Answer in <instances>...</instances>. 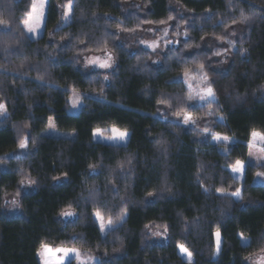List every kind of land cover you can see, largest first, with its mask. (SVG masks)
Instances as JSON below:
<instances>
[{"label":"trees","instance_id":"obj_1","mask_svg":"<svg viewBox=\"0 0 264 264\" xmlns=\"http://www.w3.org/2000/svg\"><path fill=\"white\" fill-rule=\"evenodd\" d=\"M68 2L48 0L44 33L37 40L28 37L23 22L17 29L9 21V27L0 30V65H4L0 102L8 109V115L0 118V205L9 197L21 202L16 213L0 207V264H40L41 241L53 248L83 245L99 258L97 264H187L177 244L193 253L194 264H246L244 257L264 244V185L253 184L264 167L248 165L240 182L232 177L229 166L236 159L247 160L250 130H264V96L258 91L264 82V23L241 28L236 42L238 46L243 42L248 53L240 56L233 49L230 65L222 71L212 53L195 51L196 47L187 52V44L167 51L159 60L138 46L131 51L121 36L126 32L128 40L133 31L118 29L139 31L149 25L142 23L146 19L158 24L172 15L186 25L189 44H199L201 37H216L224 31V17L230 15L228 0H72L70 21L56 24L64 11L60 5ZM243 3L246 7L247 0ZM26 4L30 12L31 0H0V13L5 18L8 13L18 16ZM206 15V20L199 21ZM177 28L178 23L173 31ZM64 34L67 39L60 40ZM80 39L86 44H80ZM105 43L115 68L84 72L85 57L102 53L96 49ZM201 62L217 98L211 102L212 115H207L205 104L186 102V110L199 118L193 129L183 126V114L174 115L175 105L186 101L188 94L177 78L185 67ZM72 88L82 95L76 116L69 113ZM158 99H169L173 108L157 104ZM49 116L59 132L73 136H43ZM113 126L130 133L127 145L92 140L94 129ZM198 127L234 137L230 152H222L211 134H201ZM25 137L36 144L29 143L28 150L21 152L19 140ZM21 179L36 183L32 191L21 189L23 195L16 197ZM221 187L228 192L241 187L244 201L220 196L216 189ZM148 192L155 195L148 197ZM70 207L76 217L62 220L60 212ZM96 209L118 225L106 237L99 233L92 215ZM125 209L121 225L117 218ZM145 225L167 226V242H152ZM217 228L223 251L213 259ZM240 232L250 238L248 245H242Z\"/></svg>","mask_w":264,"mask_h":264},{"label":"snow or ice","instance_id":"obj_2","mask_svg":"<svg viewBox=\"0 0 264 264\" xmlns=\"http://www.w3.org/2000/svg\"><path fill=\"white\" fill-rule=\"evenodd\" d=\"M47 0H31V11L27 12L25 15L27 16V19L23 21L24 25V31L26 33H30L33 36H35L36 32L41 28V26L44 23V16H45V7H46ZM180 0H177V3H179ZM145 7L148 5L145 4ZM73 9V3L72 0H69V2L66 5L65 12L63 13L65 20H67L70 15L72 14ZM176 18L172 15H169L167 20H160L159 24L164 25L168 23L169 21H173ZM145 24H153L154 22L152 20L146 19L143 21ZM187 23V21H185ZM0 26L9 27L8 24H6L5 21L0 20ZM166 29V30H165ZM164 29L165 35H167V28ZM119 31H128L132 32L135 31V29L130 28H124V29H118ZM185 37L189 36L188 31L183 32ZM237 34L234 32L233 37H235ZM117 39H119L117 37ZM201 39H204V37H201ZM215 40L219 41L221 44L227 45L228 48L237 49V44L239 42H230L229 40L225 39L223 36H216ZM80 44H86V41L80 40ZM141 44H143L145 47L151 49L153 52H156L159 48V44L155 41L148 43L145 40L140 41ZM168 45H171L173 42L171 40L166 41ZM189 45V44H188ZM89 52L93 51L92 48L87 49ZM96 51H102L105 54V58L101 59L100 57H90L86 60L85 66H95L99 69L107 70L112 68L113 66V56L111 54V51L108 49L107 44L105 43L103 48H97ZM238 51V50H237ZM239 53V51H238ZM79 54V53H78ZM214 56H222L224 55V52H221L219 50L214 51L212 53ZM240 56L241 55L239 53ZM76 63H80L79 60L75 61ZM158 61H153V63H157ZM221 64H223L220 61ZM206 65L204 63H198L196 64V72L197 74L193 73V69L190 67H185L182 71V76L184 79V82L187 84L188 87V94L185 100H181L179 104L175 105L177 107V111H175L174 115L179 117L181 114H183V121L182 124L185 127H192L193 129L197 126V120L199 118H194L193 113L190 110H186V102H192L196 99L198 101L203 102L206 107L208 108L207 115H212L211 110V101L216 100L217 92L214 90V87L212 83L209 80V73L205 71ZM6 71V69H5ZM37 79L42 80V77H37ZM103 79L105 81L109 80L108 75H104ZM197 80V88L193 89L192 81ZM259 94L264 96V87L259 88ZM101 92L103 93V88L101 89ZM69 103L73 109L77 107L79 103H81V95L78 92L76 88L71 89V95L68 97ZM157 104L164 105L166 108H173L174 102L170 101L169 99H158ZM161 115H166L165 113H160ZM8 115V109L7 105L3 102H0V116H7ZM219 119L224 120L225 117L221 116ZM28 124L26 123L24 125L25 128H28ZM175 127V125H173ZM47 129L49 130H55L56 125L53 122V117H48V124ZM199 132L203 135H209L211 134V139L215 141L218 145V147H221L223 151H225L226 154L230 152V148L228 147L231 139H234V137H229L228 135H221L219 133H210V129L207 127H203L199 129ZM194 134L195 131H194ZM101 135V129L96 128L92 131V137L95 139L97 136ZM130 135V133L127 130H119L115 126L111 128V135H105L104 139L108 140L109 142L116 143V142H125L126 138ZM29 143L32 145L36 144V140L32 139L31 137H25L21 140H19V149L22 151H27L29 147ZM246 146L250 150L249 151V157L255 158L257 167H264V155L256 156L254 151L255 149H259L260 153H264V130H257L256 128H252L248 134V138L246 140ZM11 155V154H8ZM131 163V161H129ZM90 168L94 169L93 165H89ZM123 167V165H121ZM229 170L232 173L235 180L239 181L246 175V161L243 159H236L235 163L233 165L229 166ZM67 174H65L66 176ZM257 177H264V171L257 172ZM57 181H59V177L55 178ZM36 181L32 179H21L19 181L20 189L16 192V197H20L23 195V192L21 189L25 188L26 185L31 186L35 184ZM203 187V185H201ZM204 191L207 192L208 189L204 188ZM216 192L223 197H232L235 199L237 203H242L244 201V196L242 195V189L241 187H237L234 191L228 192L224 188H217ZM7 195V193H5ZM148 197H153L155 195L154 192H148ZM7 206H10L12 209H20L21 208V202L17 198H13L10 201L6 202ZM0 207H4V205H0ZM60 217L62 219H68V218H75L76 213L71 210V207L68 210H62L60 212ZM92 215L95 218V222L98 224L99 233L101 236H107L109 233V230L114 228V222L111 217H108L105 219L104 215L99 209L94 210ZM127 216V209H125L121 215L117 218V221L122 225L125 217ZM147 228L148 225H145ZM168 232V227L164 226V233L166 234ZM152 235L154 236H161V232H153ZM239 240L241 242L247 243L250 239L245 235L244 232L238 233ZM213 237L215 240V252L213 255V259L218 258L222 251H223V240L221 231L219 228L213 233ZM177 248L179 249V252L182 256L186 257L187 264H194V258L193 253L189 251L187 247H185L184 244H177ZM113 251H119V249H113ZM107 255V253H105ZM37 256L40 257V264H68L69 261H75V264H94V262L98 261V257L92 255L83 245L81 247H68V246H58V247H51L49 244H47L44 241L40 242V246L37 249ZM244 260L250 261L251 264H264V247H259L258 252H252L250 255L245 256Z\"/></svg>","mask_w":264,"mask_h":264},{"label":"rangeland","instance_id":"obj_3","mask_svg":"<svg viewBox=\"0 0 264 264\" xmlns=\"http://www.w3.org/2000/svg\"><path fill=\"white\" fill-rule=\"evenodd\" d=\"M47 4H48V0L46 2V7H45V17H46ZM126 9L127 10H131L132 7L131 6H127ZM172 9H174L176 12L180 13V15L185 14L183 12V10L180 9L179 7L173 6ZM30 11H31V8H30ZM208 17L206 15L205 18L200 19L199 21L206 20V18H208ZM26 19H27V17H26ZM70 19H71V15H70V17L67 20H64V23H68L70 21ZM188 19H189V17H188ZM194 20H195V16L192 17V18H190L188 21L190 23L191 21H194ZM181 21H182L181 18H177V19H175L173 21H169L168 23H166L164 25H160L159 23L158 24L144 25L141 28V30H139V31L136 30V31H133L132 33H129L130 35H132V38H130V39L127 40L126 39L127 33L124 32L123 33V36H121V39H122V41L125 44H128L129 45V48H130L131 51H134L136 49V47L138 46L142 50H145L147 53L149 52L154 57V60H159L163 55H165L167 53V51H175L180 45H183V44H187L188 45L189 43H192L191 40H189V36L188 37H185L183 35V32L184 31H188L186 29V25L185 24H183L184 25L183 28H177V30H174L173 31L174 25H176V23L181 24ZM189 23L187 22L186 24H189ZM44 24H45V20H44V23L41 26V28L36 32L35 36H33L30 33H26V32L25 33L28 35V37L30 39L37 40V39H39L40 37L43 36V33H44ZM4 28H5L4 26H0V30H3ZM165 28H167V30H168L167 35H165V32H164V29ZM235 28H236V26H233V29H235ZM23 29H24V25H23ZM240 31H241V29H238L237 30V35L235 37H232V39H233L234 42H236L237 37H238V34L240 33ZM224 35L227 36L228 33L225 32ZM141 40H145L148 43H151V42L155 41V42H157L159 44V48L157 49L156 52H153L151 49H149V48L145 47L143 44H141L140 43ZM168 40H171L173 42H177L178 41V43H173L171 45H168L166 43V41H168ZM227 48H228L227 45L221 44L219 41L215 40V37H212V38H204V39H202L199 42V47H196L195 48V51L198 50L200 52L202 51V52L213 53L214 51L219 50L221 52H225L227 50ZM192 49H194V48L193 47L192 48H188L186 51L187 52H191ZM193 54L191 53L190 56H192ZM187 55H189V54L187 53ZM112 56H113V54H112ZM212 56L214 58L219 59L220 61L222 59L226 61V63H223V64H221L219 66H216V67H220L219 70L225 71V70L228 69V65H230V60H231L230 54L227 55V56L222 55V56H219V57L214 56V55H212ZM90 57H100L101 59H104L105 58V54H104V52H102V53L90 54V55L86 56L85 59H84V63L82 64L83 65L82 66V69L84 70V72H87V73L92 72V71L110 72L111 70H113L115 68V59H114V57H113V66L110 69L103 70V69H99V68H97L95 66L86 67L85 66V62ZM201 59L207 61V60H211L212 58L211 59H205V57H202ZM192 69H193V73L194 74H197L196 67H194ZM177 79L180 80V81H182L185 84L186 88L188 89L187 84L184 82V79H183V76L182 75H180ZM197 84H198V81L197 80L192 81L193 89H196L197 88ZM81 101H82V95H81ZM211 102H213V101H211ZM191 103L194 104V105H204L202 102L198 101V99L192 101ZM81 107H82V102L79 103L75 109H73L71 107V105H70L69 113L71 115H73V116H76V115L79 114V112L81 110ZM2 117H4V116H0V118H2ZM111 128H108V129H106L104 131L101 130V135L100 136H97L95 139H93V137H92V140L94 142L101 143V144H106V145H115V146H125V145H127V143L129 142L130 135L126 138V141L125 142L112 143V142H109L108 140L104 139V136L105 135H111ZM200 128H202V127H200ZM42 135L43 136H47V137L64 138V137L70 136V135L73 136V133L59 132L57 129H55V130L46 129V131H44ZM213 142L215 144H217L215 141H213ZM233 143H235V140L234 139H231L228 147L230 145H232ZM220 150L225 153V151H223L221 147H220ZM20 151L23 152L22 150H20ZM249 151L250 150L248 149V155H247V160H246V167L248 165L249 166H252V167H256L257 166L256 160H255L254 157L253 158H250L249 157ZM252 151H254V153H255L256 156L264 155V153H260L259 152V149L258 148L255 149V150H252ZM231 175H232V173H231ZM232 177H233V175H232ZM243 180H244V178H242L239 181L242 182ZM253 184L254 185L263 186L264 185V177H257V176H255L254 181H253ZM22 190L25 191V192L32 191L33 190V185H31V186L26 185L25 188H23ZM13 198H15V197H9L5 201V205H4L5 207H7V210L10 213H16L17 212L16 209H12V208H10V206H7V204H6L7 201H10ZM73 219L74 218H68V219H62V220L69 221V220H73ZM97 226H98V224H97ZM116 226H118V225H115L114 228ZM114 228H112V229H114ZM112 229H110L109 231H111ZM157 231L161 232L162 235L159 236V237L152 235L153 232H157ZM145 233L147 234L146 236H148L149 239L152 242H154V243L164 244V243L167 242V237L168 236H167V233L166 234L164 233V227H162V226L161 227H159V226L158 227L149 226V227L146 228ZM214 242H215V240H214ZM248 242H249V240H248ZM248 242L247 243L241 242V243H242V245L246 246V245H248ZM37 259H38V262L40 263V257L37 256ZM71 262H73L75 264V261L74 260L73 261H69L68 264L71 263ZM98 262H99V259H98L97 262H94V264H97ZM245 263L246 264H251L250 261H246Z\"/></svg>","mask_w":264,"mask_h":264},{"label":"clouds","instance_id":"obj_4","mask_svg":"<svg viewBox=\"0 0 264 264\" xmlns=\"http://www.w3.org/2000/svg\"><path fill=\"white\" fill-rule=\"evenodd\" d=\"M169 2H171V0H169ZM228 2H229L228 13H230V15L224 17V20H223L224 31L216 36H223L225 39L232 42L233 33L235 32L237 34L238 29H241L243 27H248V26H251L257 23H264V0H247L246 7L244 6L243 0H240V2L238 3H233L232 0H228ZM66 5L67 4L60 5V7L64 9L63 13L65 12ZM26 8H27V4L25 7V11L21 12L20 15L18 16L8 13L5 18V14L0 13V20L5 21L6 24H8L10 21L14 25V27L18 29L19 23L23 22V16L27 13ZM93 15H95V13H93ZM45 19L46 17L44 16V20ZM64 20H65V17L62 14L57 20L56 24H59ZM215 22L216 21H213V23ZM233 26H236V28L233 29ZM55 27L56 25H53V28ZM178 28H183V24L182 23L178 24ZM225 32L228 33L227 36L224 35ZM49 33L51 34V30H49ZM59 39L60 40L67 39V34L61 35ZM80 40H83V39H80ZM187 47L188 48L199 47V44H195V45L189 44L187 45ZM232 50H233L232 48L227 49L224 52V55L227 56L231 54ZM236 50H238L241 55H246L248 53V48L244 46L243 42H241L239 46L237 45ZM221 62L226 63V61L223 59L221 60ZM2 67H4V65H0V68ZM6 70H10V69H6ZM210 79L211 77L209 75V80ZM261 87H264V82H262L259 85V88ZM260 247H264V244H261Z\"/></svg>","mask_w":264,"mask_h":264}]
</instances>
